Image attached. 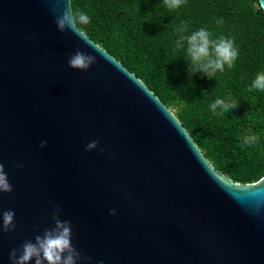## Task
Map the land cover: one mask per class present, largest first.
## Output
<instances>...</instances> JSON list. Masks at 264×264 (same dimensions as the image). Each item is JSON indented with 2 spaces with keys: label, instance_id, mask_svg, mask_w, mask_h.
<instances>
[{
  "label": "water",
  "instance_id": "95a60500",
  "mask_svg": "<svg viewBox=\"0 0 264 264\" xmlns=\"http://www.w3.org/2000/svg\"><path fill=\"white\" fill-rule=\"evenodd\" d=\"M65 6L0 0V161L13 186L0 210L17 225L0 233V264L54 226L57 205L89 258L78 264H264V177L217 174L137 78L58 31ZM77 50L96 56L87 71L68 65Z\"/></svg>",
  "mask_w": 264,
  "mask_h": 264
},
{
  "label": "trees",
  "instance_id": "16d2710c",
  "mask_svg": "<svg viewBox=\"0 0 264 264\" xmlns=\"http://www.w3.org/2000/svg\"><path fill=\"white\" fill-rule=\"evenodd\" d=\"M85 11L80 31L137 78L170 111L213 170L240 186L264 177V91L249 89L264 72V13L257 0H186L169 9L163 0H72ZM223 19L217 24V19ZM205 28L216 39L234 38L238 56L210 78L197 72L187 41L175 48L177 29ZM229 98L237 107L220 115L210 105ZM249 133L259 136L245 145Z\"/></svg>",
  "mask_w": 264,
  "mask_h": 264
},
{
  "label": "clouds",
  "instance_id": "9594fccd",
  "mask_svg": "<svg viewBox=\"0 0 264 264\" xmlns=\"http://www.w3.org/2000/svg\"><path fill=\"white\" fill-rule=\"evenodd\" d=\"M59 2V0H57ZM186 0H163V3L169 9L180 8ZM65 8L61 15L57 16L54 23L57 25L59 32L63 33L66 30H71L74 33H79V25H88L90 16L83 10L73 12L72 0H64ZM216 23L222 24L223 19H217ZM188 31L186 22L177 29L179 34L175 42V48L183 47L184 41H187V54L190 57L191 65L199 72L207 75L209 78L219 70L224 71L225 66L232 68L238 56V49L235 45L234 38L230 35H219L216 39L212 38V33L205 28L193 31L191 35L185 36ZM89 46H92L91 44ZM96 49H99L95 46ZM96 63V56L86 52L77 50L70 55L68 65L72 69L87 71L93 64ZM257 89L264 91V72H260L253 80L252 87L249 89ZM237 102L217 98L210 105L213 112L220 109V115L226 113L230 109L237 107ZM259 140V136L254 133H249L243 137L245 145H254ZM98 141L92 140L86 146V150L90 151L97 148ZM47 141H42L40 147H44ZM103 151V149H101ZM17 167L22 165L17 164ZM13 186L8 180L5 171V165L0 161V193H11ZM60 207L55 206L52 214L54 226L45 228L42 234L35 235L34 239L25 240L19 249L13 248L9 252L11 264H78V262L88 260V257H83L80 251L72 244V222L70 220L60 219ZM110 214L115 215V209L110 210ZM17 225L15 222V211L12 209L0 210V233H8L15 231ZM102 264V262H100Z\"/></svg>",
  "mask_w": 264,
  "mask_h": 264
}]
</instances>
